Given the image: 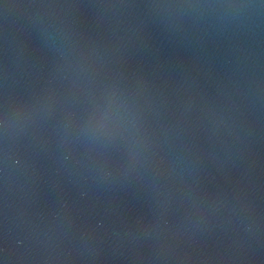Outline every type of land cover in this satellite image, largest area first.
I'll use <instances>...</instances> for the list:
<instances>
[{
	"label": "water",
	"instance_id": "water-1",
	"mask_svg": "<svg viewBox=\"0 0 264 264\" xmlns=\"http://www.w3.org/2000/svg\"><path fill=\"white\" fill-rule=\"evenodd\" d=\"M0 264H264V0H0Z\"/></svg>",
	"mask_w": 264,
	"mask_h": 264
}]
</instances>
